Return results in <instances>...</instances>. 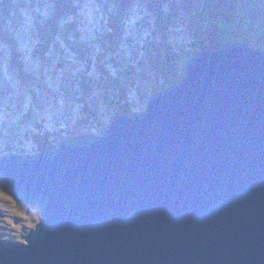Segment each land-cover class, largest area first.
Returning a JSON list of instances; mask_svg holds the SVG:
<instances>
[{
  "label": "water",
  "instance_id": "obj_1",
  "mask_svg": "<svg viewBox=\"0 0 264 264\" xmlns=\"http://www.w3.org/2000/svg\"><path fill=\"white\" fill-rule=\"evenodd\" d=\"M185 70L101 134L0 158L1 189L41 209L0 264H264V48Z\"/></svg>",
  "mask_w": 264,
  "mask_h": 264
},
{
  "label": "rangeland",
  "instance_id": "obj_2",
  "mask_svg": "<svg viewBox=\"0 0 264 264\" xmlns=\"http://www.w3.org/2000/svg\"><path fill=\"white\" fill-rule=\"evenodd\" d=\"M131 1L113 34L112 0H74L77 15L61 23H73L74 30L68 35L62 30L46 49L39 46V29L53 16L52 0H0V158L10 149L36 154L40 139L83 135L89 125H96L92 133L101 134L118 115L122 96L113 81L120 77L125 102L133 113L144 111L156 85L163 90L167 84L168 73L149 67L157 55L168 70L173 62L176 81L185 77L194 36L186 22L166 27L169 7L190 19L215 0ZM239 3L261 6L264 20V0ZM253 20L252 13L248 24ZM108 35H113L114 49L102 45ZM86 105L92 112L85 111ZM40 222L39 206L19 204L0 187V243H24Z\"/></svg>",
  "mask_w": 264,
  "mask_h": 264
},
{
  "label": "trees",
  "instance_id": "obj_3",
  "mask_svg": "<svg viewBox=\"0 0 264 264\" xmlns=\"http://www.w3.org/2000/svg\"><path fill=\"white\" fill-rule=\"evenodd\" d=\"M98 1L103 2L106 0ZM183 1H186L187 4H190V1L191 3H193L192 0ZM243 1L245 2L246 0ZM52 2L54 6L53 16L47 21L44 27L39 29V46H43L46 49L50 45L54 44L55 38L61 35L62 30L66 35L72 33V31L74 30L73 23H67L65 27H63L61 23L66 19L74 18V16L77 15L78 11L74 0H52ZM112 2L115 11L114 14H110L109 17L113 20L111 22V26L113 27L114 34V30L115 32L117 31L118 20H120V17L124 15L126 11H128L132 1L112 0ZM209 8L204 9V11H201V9H199L195 12H192V18L190 17V19H188V16L185 13L182 15L178 13L177 8L169 7L170 12L167 16L168 23H166V27H170V25H176L178 22H186V25L193 33L194 44L191 48L193 53L186 54L188 60L200 50L218 49L223 44L230 41H244L254 47L264 48V20H260V16L263 15L261 6L258 7V4H254V8H248L244 3H242L241 5L239 3V0H215L212 7ZM105 9L107 10V7ZM252 13L254 14V20L251 24H248V20L251 18ZM206 23H208L209 25ZM112 36L113 35L106 36V39L104 43H102V45L106 46V44H108L112 47V49H114L115 41ZM161 58V56H155L151 61L152 64L149 66L150 69L152 68L154 72H158L159 74L163 72L168 73L165 77V83H167L168 85L180 82L181 80H177L178 82L175 80L177 75L175 74V70L172 68L173 62L171 61V63H169L171 68H169L170 70H168L165 63L161 61ZM126 72L129 73L128 71ZM106 78L107 80H111V76L109 74L106 75ZM114 81L113 83L117 84L118 91L122 96L118 99V101L121 103L120 105H117V114H137L133 113L130 104L125 102L126 98L124 93L126 91V88H124L121 84L123 78L120 77L115 79ZM167 84H165L164 86L162 85V88L165 89L166 87H168ZM83 91L85 97H87V88ZM160 91L161 89H159V85H156L153 93H158ZM85 111L92 112L90 111L88 105L85 106ZM95 128L96 125H89L87 127L86 134L92 133ZM76 133L77 134L75 135H80V133ZM61 140L54 135L42 140L40 139L36 144V148L38 149V152L49 151L52 150ZM12 153L24 154L23 150L21 149H10L8 154Z\"/></svg>",
  "mask_w": 264,
  "mask_h": 264
}]
</instances>
